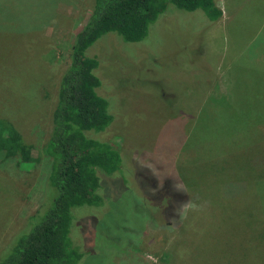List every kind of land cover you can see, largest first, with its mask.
<instances>
[{
    "label": "rangeland",
    "instance_id": "1",
    "mask_svg": "<svg viewBox=\"0 0 264 264\" xmlns=\"http://www.w3.org/2000/svg\"><path fill=\"white\" fill-rule=\"evenodd\" d=\"M214 1L223 11L216 22L171 5L144 40L109 32L88 48L114 116L91 135L118 147L122 170L100 174L105 204L73 208L78 264L263 259L252 245L259 234L242 229L241 204L225 200L248 181L218 177L243 131L264 137V0ZM93 3L7 0L0 10L13 28L0 30V116L37 159L0 164V255L43 202L51 162L43 146L58 85Z\"/></svg>",
    "mask_w": 264,
    "mask_h": 264
},
{
    "label": "trees",
    "instance_id": "2",
    "mask_svg": "<svg viewBox=\"0 0 264 264\" xmlns=\"http://www.w3.org/2000/svg\"><path fill=\"white\" fill-rule=\"evenodd\" d=\"M5 2L0 0V10ZM171 5L186 11L201 10L208 23L223 15L214 0H94L87 23L74 37L70 63L58 85L52 129L43 146L51 161L43 202L2 251L0 264H78L83 257V251L70 236L73 208L105 204L104 195L99 193L100 174L112 175L122 170L118 147L91 135L105 131L114 116L108 99L97 90L101 86L95 73L99 61L87 50L109 32L118 33L127 42L144 40L150 25ZM8 26V21L0 20V30L13 29ZM251 136L254 134L243 131L237 150H227L218 180L228 182L234 177L248 181L239 195L225 200L241 204L242 229L246 236L259 234L262 241L257 238L252 245L258 254L262 249L260 264H264V137ZM36 160L32 146L23 142L16 125L0 116V164L15 161L22 165ZM225 208L221 214L224 222L229 215Z\"/></svg>",
    "mask_w": 264,
    "mask_h": 264
}]
</instances>
